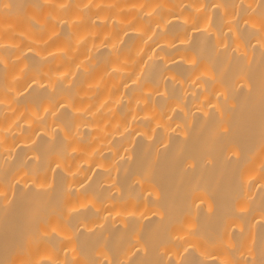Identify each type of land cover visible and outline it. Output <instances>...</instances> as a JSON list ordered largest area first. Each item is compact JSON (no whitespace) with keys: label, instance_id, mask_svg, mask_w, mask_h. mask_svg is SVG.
Returning a JSON list of instances; mask_svg holds the SVG:
<instances>
[{"label":"bare ground","instance_id":"obj_1","mask_svg":"<svg viewBox=\"0 0 264 264\" xmlns=\"http://www.w3.org/2000/svg\"><path fill=\"white\" fill-rule=\"evenodd\" d=\"M0 264H264V0H0Z\"/></svg>","mask_w":264,"mask_h":264}]
</instances>
